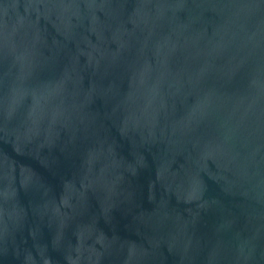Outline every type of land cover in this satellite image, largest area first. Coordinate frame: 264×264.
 Returning a JSON list of instances; mask_svg holds the SVG:
<instances>
[{"label": "water", "instance_id": "1", "mask_svg": "<svg viewBox=\"0 0 264 264\" xmlns=\"http://www.w3.org/2000/svg\"><path fill=\"white\" fill-rule=\"evenodd\" d=\"M0 264H264V0H0Z\"/></svg>", "mask_w": 264, "mask_h": 264}]
</instances>
